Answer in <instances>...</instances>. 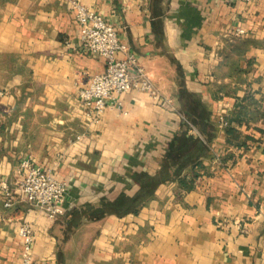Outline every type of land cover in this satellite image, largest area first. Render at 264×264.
Listing matches in <instances>:
<instances>
[{
  "label": "crops",
  "instance_id": "0c3cea01",
  "mask_svg": "<svg viewBox=\"0 0 264 264\" xmlns=\"http://www.w3.org/2000/svg\"><path fill=\"white\" fill-rule=\"evenodd\" d=\"M70 1L0 0L13 201L0 191V264L20 260L23 223L34 264H264V0H76L116 27L162 97L131 91L97 116L79 91L105 59L81 48ZM26 160L66 184L63 214L25 200Z\"/></svg>",
  "mask_w": 264,
  "mask_h": 264
},
{
  "label": "built area",
  "instance_id": "2783aa9c",
  "mask_svg": "<svg viewBox=\"0 0 264 264\" xmlns=\"http://www.w3.org/2000/svg\"><path fill=\"white\" fill-rule=\"evenodd\" d=\"M226 3H251L255 0H223ZM70 7L80 26V40L83 51L105 59V69L96 74L86 87L79 91L83 107L95 116L109 108L120 109L121 97L131 91L148 93L154 101L162 99L160 92L152 83L137 56L123 43L115 26L105 18L76 0L70 1ZM243 34L242 29L234 31L235 37ZM135 70L130 75V70ZM19 191L32 206L42 209L46 216L55 218L63 214V203L67 193L66 184L59 181L45 168L30 160L22 163L19 170ZM0 191L5 196L4 206L13 205L11 193L6 182L0 183ZM21 242V258L14 264H34L32 246L34 232L30 224L23 223L17 228Z\"/></svg>",
  "mask_w": 264,
  "mask_h": 264
},
{
  "label": "trees",
  "instance_id": "16d2710c",
  "mask_svg": "<svg viewBox=\"0 0 264 264\" xmlns=\"http://www.w3.org/2000/svg\"><path fill=\"white\" fill-rule=\"evenodd\" d=\"M186 120L189 121L191 124H194V120L193 118L190 116V114L188 116H186ZM188 187V186H187Z\"/></svg>",
  "mask_w": 264,
  "mask_h": 264
}]
</instances>
